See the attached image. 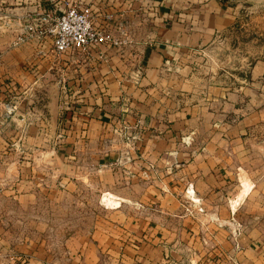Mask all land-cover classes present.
Segmentation results:
<instances>
[{"label":"crops","instance_id":"1","mask_svg":"<svg viewBox=\"0 0 264 264\" xmlns=\"http://www.w3.org/2000/svg\"><path fill=\"white\" fill-rule=\"evenodd\" d=\"M76 3L128 44L59 56L49 38L13 44L25 25ZM226 9L218 0H0V101L15 81H46L49 121L66 135L43 153L66 173L95 169L107 182L96 230L55 252L13 242L0 219V264H264V60L226 80L201 57L232 25Z\"/></svg>","mask_w":264,"mask_h":264},{"label":"rangeland","instance_id":"2","mask_svg":"<svg viewBox=\"0 0 264 264\" xmlns=\"http://www.w3.org/2000/svg\"><path fill=\"white\" fill-rule=\"evenodd\" d=\"M221 3L227 6L232 25L211 44V58L201 57L213 62L228 80L229 74L243 75L255 57L264 60V0ZM48 85L46 81L33 85L15 81L1 98L0 155L3 151L10 154L0 157V219L13 242L43 241L55 252L65 240H77L81 234L96 230L97 218L106 210L101 197L107 182L95 169L91 178L75 177L80 170L66 173L71 168L65 169L62 161L49 162L43 153L48 143L62 145L66 135L49 121L44 100ZM57 150L59 161L62 155ZM49 188L54 189L53 196H49L53 193Z\"/></svg>","mask_w":264,"mask_h":264},{"label":"built area","instance_id":"3","mask_svg":"<svg viewBox=\"0 0 264 264\" xmlns=\"http://www.w3.org/2000/svg\"><path fill=\"white\" fill-rule=\"evenodd\" d=\"M104 18L109 21L110 15L107 14ZM43 19L41 25H25L24 32L16 36L13 44L25 42L30 38L41 43L49 38L52 50L57 56L91 51L100 45L121 49L128 44L126 37L117 38L109 34L106 23L95 25L90 8L80 3L67 5L59 14H46ZM123 131L118 134L130 136Z\"/></svg>","mask_w":264,"mask_h":264},{"label":"trees","instance_id":"4","mask_svg":"<svg viewBox=\"0 0 264 264\" xmlns=\"http://www.w3.org/2000/svg\"><path fill=\"white\" fill-rule=\"evenodd\" d=\"M219 1V4L221 5V6H225L223 3H221V0H218Z\"/></svg>","mask_w":264,"mask_h":264},{"label":"water","instance_id":"5","mask_svg":"<svg viewBox=\"0 0 264 264\" xmlns=\"http://www.w3.org/2000/svg\"><path fill=\"white\" fill-rule=\"evenodd\" d=\"M54 122H55V118H54V120H53Z\"/></svg>","mask_w":264,"mask_h":264}]
</instances>
